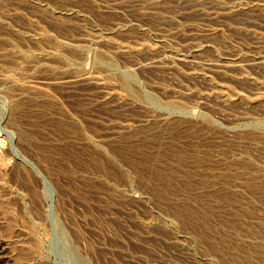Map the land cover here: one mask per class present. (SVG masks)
Segmentation results:
<instances>
[{"label":"rangeland","instance_id":"1","mask_svg":"<svg viewBox=\"0 0 264 264\" xmlns=\"http://www.w3.org/2000/svg\"><path fill=\"white\" fill-rule=\"evenodd\" d=\"M0 264H264V0H0Z\"/></svg>","mask_w":264,"mask_h":264},{"label":"bare ground","instance_id":"2","mask_svg":"<svg viewBox=\"0 0 264 264\" xmlns=\"http://www.w3.org/2000/svg\"><path fill=\"white\" fill-rule=\"evenodd\" d=\"M0 135H1V133H0Z\"/></svg>","mask_w":264,"mask_h":264}]
</instances>
